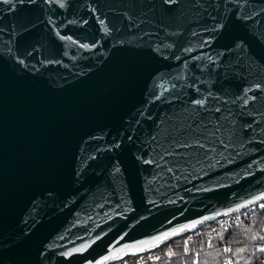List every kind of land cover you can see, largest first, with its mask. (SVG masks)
Here are the masks:
<instances>
[{
    "label": "water",
    "instance_id": "obj_1",
    "mask_svg": "<svg viewBox=\"0 0 264 264\" xmlns=\"http://www.w3.org/2000/svg\"><path fill=\"white\" fill-rule=\"evenodd\" d=\"M262 203L264 0H0V264H115Z\"/></svg>",
    "mask_w": 264,
    "mask_h": 264
},
{
    "label": "trees",
    "instance_id": "obj_2",
    "mask_svg": "<svg viewBox=\"0 0 264 264\" xmlns=\"http://www.w3.org/2000/svg\"><path fill=\"white\" fill-rule=\"evenodd\" d=\"M213 225L209 223L195 233L170 242L160 249L161 258L153 264H222L223 244L233 247L232 264H264V251L258 249L264 243V203L257 205L231 230L221 229L216 238L198 235ZM131 260L115 264H129Z\"/></svg>",
    "mask_w": 264,
    "mask_h": 264
},
{
    "label": "built area",
    "instance_id": "obj_3",
    "mask_svg": "<svg viewBox=\"0 0 264 264\" xmlns=\"http://www.w3.org/2000/svg\"><path fill=\"white\" fill-rule=\"evenodd\" d=\"M256 206L251 207L243 212H240L235 215L227 216L220 218L214 222L213 227H208L205 231H200L198 234L199 236H204L207 235L212 238H216L219 234V231L221 229H224L226 231L231 230L234 226L240 224L244 217L248 215L249 212L253 211ZM197 235V236H198ZM210 248H212V245H210ZM225 249H230V251H225ZM258 249H264V243L260 244L258 246ZM221 250L223 253V261L222 264H232V250L233 247L231 245H221ZM161 258V251L156 250L153 251L149 254L137 257V258H132L131 262L129 264H153L156 261H158Z\"/></svg>",
    "mask_w": 264,
    "mask_h": 264
},
{
    "label": "snow or ice",
    "instance_id": "obj_4",
    "mask_svg": "<svg viewBox=\"0 0 264 264\" xmlns=\"http://www.w3.org/2000/svg\"><path fill=\"white\" fill-rule=\"evenodd\" d=\"M5 2H7V0H5ZM169 2H175V0H169ZM197 103H199V101ZM262 239H264V237H262ZM225 251H230V249H225ZM261 251H264V249H261Z\"/></svg>",
    "mask_w": 264,
    "mask_h": 264
},
{
    "label": "rangeland",
    "instance_id": "obj_5",
    "mask_svg": "<svg viewBox=\"0 0 264 264\" xmlns=\"http://www.w3.org/2000/svg\"><path fill=\"white\" fill-rule=\"evenodd\" d=\"M188 236V235H187Z\"/></svg>",
    "mask_w": 264,
    "mask_h": 264
}]
</instances>
